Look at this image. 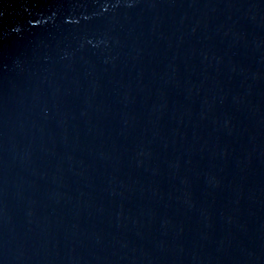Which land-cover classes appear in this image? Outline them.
Segmentation results:
<instances>
[{
  "label": "water",
  "instance_id": "obj_1",
  "mask_svg": "<svg viewBox=\"0 0 264 264\" xmlns=\"http://www.w3.org/2000/svg\"><path fill=\"white\" fill-rule=\"evenodd\" d=\"M0 264H264V0H0Z\"/></svg>",
  "mask_w": 264,
  "mask_h": 264
}]
</instances>
